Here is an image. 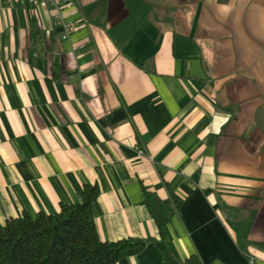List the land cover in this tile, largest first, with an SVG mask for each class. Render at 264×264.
<instances>
[{
    "label": "crops",
    "instance_id": "crops-1",
    "mask_svg": "<svg viewBox=\"0 0 264 264\" xmlns=\"http://www.w3.org/2000/svg\"><path fill=\"white\" fill-rule=\"evenodd\" d=\"M0 0V221L97 183L100 239L264 264V0ZM152 242L114 264H158Z\"/></svg>",
    "mask_w": 264,
    "mask_h": 264
},
{
    "label": "trees",
    "instance_id": "trees-1",
    "mask_svg": "<svg viewBox=\"0 0 264 264\" xmlns=\"http://www.w3.org/2000/svg\"><path fill=\"white\" fill-rule=\"evenodd\" d=\"M97 183H83L81 200L60 203L56 212L26 210L0 221V264H114L128 249L155 246L158 264H201L191 254L178 262L165 244L166 224L174 208L169 199L142 188V202L154 220L157 237L100 239L91 213Z\"/></svg>",
    "mask_w": 264,
    "mask_h": 264
},
{
    "label": "built area",
    "instance_id": "built-area-1",
    "mask_svg": "<svg viewBox=\"0 0 264 264\" xmlns=\"http://www.w3.org/2000/svg\"><path fill=\"white\" fill-rule=\"evenodd\" d=\"M8 4L12 3L13 1L16 0H5ZM41 3H46L48 4L53 10H54V15L57 17L59 20V23L62 27V31L65 34H67L69 31L73 30L75 27V23L72 21H61L60 20V10L63 6L69 5L72 3V0H38Z\"/></svg>",
    "mask_w": 264,
    "mask_h": 264
}]
</instances>
